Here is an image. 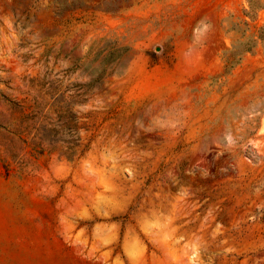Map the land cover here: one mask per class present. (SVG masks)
Instances as JSON below:
<instances>
[{"label":"rangeland","instance_id":"1","mask_svg":"<svg viewBox=\"0 0 264 264\" xmlns=\"http://www.w3.org/2000/svg\"><path fill=\"white\" fill-rule=\"evenodd\" d=\"M0 264H264V0H0Z\"/></svg>","mask_w":264,"mask_h":264}]
</instances>
